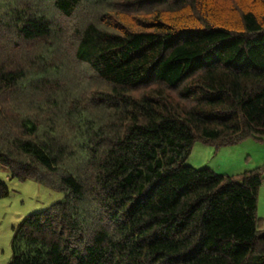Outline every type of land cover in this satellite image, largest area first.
I'll return each mask as SVG.
<instances>
[{"label": "trees", "instance_id": "16d2710c", "mask_svg": "<svg viewBox=\"0 0 264 264\" xmlns=\"http://www.w3.org/2000/svg\"><path fill=\"white\" fill-rule=\"evenodd\" d=\"M264 0H0V165L62 191L7 264H264ZM7 193L0 180V196Z\"/></svg>", "mask_w": 264, "mask_h": 264}, {"label": "rangeland", "instance_id": "374dc122", "mask_svg": "<svg viewBox=\"0 0 264 264\" xmlns=\"http://www.w3.org/2000/svg\"><path fill=\"white\" fill-rule=\"evenodd\" d=\"M185 163L194 168L207 167L227 175L258 168L264 177V140L248 138L230 145L195 141ZM0 180L7 189V193L0 196V264H7L11 257L10 240L17 224L29 214L61 200L64 193L31 179L10 177L8 169L1 165ZM257 215L262 218L264 229V183L258 189Z\"/></svg>", "mask_w": 264, "mask_h": 264}]
</instances>
